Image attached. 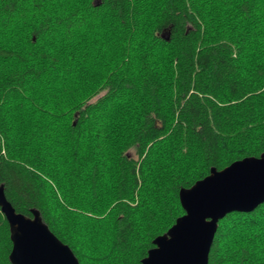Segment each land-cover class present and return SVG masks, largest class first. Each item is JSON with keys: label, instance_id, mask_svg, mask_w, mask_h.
Segmentation results:
<instances>
[{"label": "trees", "instance_id": "16d2710c", "mask_svg": "<svg viewBox=\"0 0 264 264\" xmlns=\"http://www.w3.org/2000/svg\"><path fill=\"white\" fill-rule=\"evenodd\" d=\"M263 154L264 0H0V185L80 264H143L182 189ZM11 235L0 207V264ZM209 264H264V203Z\"/></svg>", "mask_w": 264, "mask_h": 264}, {"label": "water", "instance_id": "95a60500", "mask_svg": "<svg viewBox=\"0 0 264 264\" xmlns=\"http://www.w3.org/2000/svg\"><path fill=\"white\" fill-rule=\"evenodd\" d=\"M185 214L164 235L143 264H209L220 219L234 211L250 212L264 203V154L236 160L180 191ZM0 206L12 229L13 264H80L69 245L51 231L39 214L17 212L0 185Z\"/></svg>", "mask_w": 264, "mask_h": 264}, {"label": "rangeland", "instance_id": "374dc122", "mask_svg": "<svg viewBox=\"0 0 264 264\" xmlns=\"http://www.w3.org/2000/svg\"><path fill=\"white\" fill-rule=\"evenodd\" d=\"M93 2H95V0H93ZM96 98L97 97H94L93 99L90 100V102L93 101V100H95ZM131 152L134 153V150H132Z\"/></svg>", "mask_w": 264, "mask_h": 264}, {"label": "flooded vegetation", "instance_id": "af4514ba", "mask_svg": "<svg viewBox=\"0 0 264 264\" xmlns=\"http://www.w3.org/2000/svg\"><path fill=\"white\" fill-rule=\"evenodd\" d=\"M1 207V206H0ZM2 211V210H1ZM3 213V212H2ZM4 214V213H3ZM6 217V216H5ZM31 218H33V217H31ZM7 219V218H6ZM7 221H8V219H7ZM9 222V221H8ZM10 224V223H9Z\"/></svg>", "mask_w": 264, "mask_h": 264}]
</instances>
